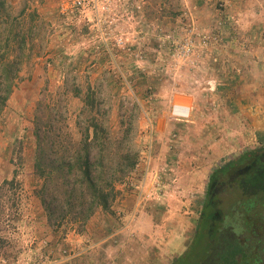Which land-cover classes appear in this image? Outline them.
<instances>
[{"label":"rangeland","instance_id":"rangeland-1","mask_svg":"<svg viewBox=\"0 0 264 264\" xmlns=\"http://www.w3.org/2000/svg\"><path fill=\"white\" fill-rule=\"evenodd\" d=\"M7 2L29 49L0 112V187L18 182L0 188V264H171L211 172L264 145V0ZM91 116L109 136L92 156L116 179L111 211L77 220L42 160L48 216L36 152L69 157Z\"/></svg>","mask_w":264,"mask_h":264},{"label":"trees","instance_id":"trees-1","mask_svg":"<svg viewBox=\"0 0 264 264\" xmlns=\"http://www.w3.org/2000/svg\"><path fill=\"white\" fill-rule=\"evenodd\" d=\"M21 14L22 10L19 16ZM30 15L32 18L39 17L36 11L29 13ZM16 20H18L17 16H12L9 11L7 0H0V112L9 97L14 80L18 77V71H20L27 49H29L27 34L22 28V24L19 23L18 30L12 27ZM84 103L86 108L91 107L90 109H93V100L88 96L84 98ZM90 109L88 110L91 111ZM38 135H36L37 139ZM38 141H42V139H38ZM108 141L107 130L98 119L91 116L78 147L69 157L46 160L40 147L36 152L34 167L45 182L37 190V193L40 195L41 203L48 216L55 214V210L50 206L51 187L46 183V180L52 177V169L50 167L49 169L45 168L42 160L52 166L56 163L55 167L62 169L59 178L64 186V201L72 204L71 201L77 199L74 201H77L76 206L78 207V211H76L77 220L84 222L97 206L106 211H111V202L118 192L114 185L116 179L113 174L106 177L101 174V176L99 175L100 180L94 171L96 158L92 156L93 147L98 145L104 147ZM17 183L15 177L10 180L5 179L0 188L7 185L14 186ZM248 189L250 193L254 191V195L257 194L258 197L262 198L264 203V145L243 152L232 160L221 162L211 172L200 215L196 222L194 237L188 248L171 264H209L210 237L214 214L217 221H222L230 205V201L226 204L224 199L229 196L232 197V193L235 194V198H242L245 196V191L248 193ZM231 202L233 205L238 203L236 200ZM67 211L70 210L67 209ZM202 241L205 242V245L198 249L197 246ZM188 251L190 252L186 256ZM234 256L235 253H232L230 255L231 261H229V258L223 255L218 264H234Z\"/></svg>","mask_w":264,"mask_h":264},{"label":"flooded vegetation","instance_id":"flooded-vegetation-1","mask_svg":"<svg viewBox=\"0 0 264 264\" xmlns=\"http://www.w3.org/2000/svg\"><path fill=\"white\" fill-rule=\"evenodd\" d=\"M244 194L238 199L229 197L230 202L236 200L238 203L229 202L222 221H217L214 214L209 264L220 263L223 255L231 261L232 253H235L234 264H264V203L254 191L250 193L248 189ZM236 223L240 234L234 231Z\"/></svg>","mask_w":264,"mask_h":264},{"label":"crops","instance_id":"crops-1","mask_svg":"<svg viewBox=\"0 0 264 264\" xmlns=\"http://www.w3.org/2000/svg\"><path fill=\"white\" fill-rule=\"evenodd\" d=\"M256 91H258V90H256ZM263 91H264V89H263Z\"/></svg>","mask_w":264,"mask_h":264},{"label":"built area","instance_id":"built-area-1","mask_svg":"<svg viewBox=\"0 0 264 264\" xmlns=\"http://www.w3.org/2000/svg\"><path fill=\"white\" fill-rule=\"evenodd\" d=\"M80 1H78V3H79Z\"/></svg>","mask_w":264,"mask_h":264}]
</instances>
